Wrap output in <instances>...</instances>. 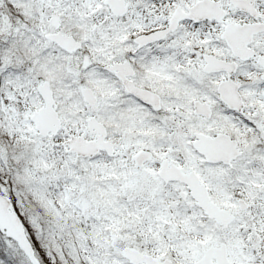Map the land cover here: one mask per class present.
<instances>
[{
    "label": "snow or ice",
    "instance_id": "snow-or-ice-1",
    "mask_svg": "<svg viewBox=\"0 0 264 264\" xmlns=\"http://www.w3.org/2000/svg\"><path fill=\"white\" fill-rule=\"evenodd\" d=\"M0 264H264V0H0Z\"/></svg>",
    "mask_w": 264,
    "mask_h": 264
}]
</instances>
